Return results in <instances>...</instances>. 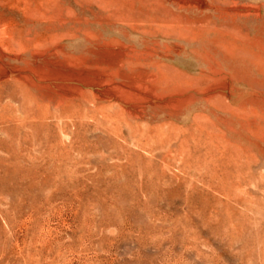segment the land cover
Masks as SVG:
<instances>
[{
	"label": "rangeland",
	"instance_id": "rangeland-1",
	"mask_svg": "<svg viewBox=\"0 0 264 264\" xmlns=\"http://www.w3.org/2000/svg\"><path fill=\"white\" fill-rule=\"evenodd\" d=\"M0 264H264V0H0Z\"/></svg>",
	"mask_w": 264,
	"mask_h": 264
}]
</instances>
